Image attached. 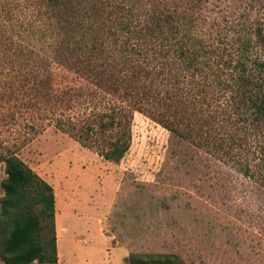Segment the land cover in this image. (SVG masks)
Instances as JSON below:
<instances>
[{
  "label": "rangeland",
  "instance_id": "374dc122",
  "mask_svg": "<svg viewBox=\"0 0 264 264\" xmlns=\"http://www.w3.org/2000/svg\"><path fill=\"white\" fill-rule=\"evenodd\" d=\"M52 9L46 0H0V155L14 153L51 185L62 224V264H77L76 240L89 242L87 234L101 230L129 254H170L183 264H264V185L221 152L199 146L214 136V115L205 112L201 93L209 69L195 65L174 73L176 79L163 69L148 80L145 72L153 66L159 72L160 65L147 59L137 64L141 80L129 75L127 84L136 107L131 145L119 163L103 160L45 120L49 109H57L56 98L70 101L95 92L78 89L77 77L85 81L92 71L110 72L120 90L126 83L122 73L131 67L123 63V50L152 40L136 38L145 27L152 28L155 41L160 37L175 49L184 45L199 53L197 44L210 45L213 54L205 61H236L245 41L264 54V0H60ZM67 21L80 29L67 32L61 28ZM77 39L81 46L74 48ZM97 43L103 50L92 56ZM74 55L78 68L69 62ZM111 55L119 60L108 65ZM88 57L90 63L81 65ZM144 79L152 86L139 83ZM176 81L192 84L184 105ZM57 85L66 90L58 93ZM168 93L173 99H166ZM173 116L186 119L188 128L178 127L190 132L188 141L163 125ZM233 134L237 141L225 147L231 144L232 155L251 161V139ZM4 169L0 161V198Z\"/></svg>",
  "mask_w": 264,
  "mask_h": 264
},
{
  "label": "trees",
  "instance_id": "16d2710c",
  "mask_svg": "<svg viewBox=\"0 0 264 264\" xmlns=\"http://www.w3.org/2000/svg\"><path fill=\"white\" fill-rule=\"evenodd\" d=\"M46 1L49 9L53 11L52 8H57L60 2V0ZM13 22L17 21L13 20ZM61 28L66 29L67 32H76L80 29L69 21L62 24ZM257 34L260 35V32L258 31ZM137 36V39L152 37V40L145 45H131L124 48L125 55L121 58L123 63L131 64V67L127 73H122L126 83L120 90V85L113 83L116 81L115 75H111L110 72L92 71L85 81L82 77H77L75 85H80L78 89L87 91L93 88L95 92L78 93L72 96L70 101L56 98L54 104L57 109L53 111L49 109L45 117L47 123L76 140L82 147L96 153L103 160L119 163L131 145V123L136 107L134 96L131 94L133 88L127 84L129 75L130 78L141 80V75L137 72V64H144V60L147 59L149 64L156 62L160 65L159 72L157 66L151 67L154 72H145L148 80H153V76H157L156 73H160L163 69L171 74L179 70L187 73L193 71L195 65H200L201 68L209 69L204 77L201 93L205 112L214 115L209 117L213 119L211 134L214 136L202 138L200 144L198 143L199 146L206 148L211 154L221 152V155L231 161L238 171L250 179H258L264 185V54L253 52V47L245 41L236 49L241 52L236 61L228 58L222 63L221 60L216 59V56L213 61H205L204 56L213 54L208 44H197L201 49L196 53L184 49V45L178 49L172 48L166 40L160 42V37L158 42L155 41L156 35L152 28L140 29ZM129 40L126 39L125 43L130 42ZM80 46L81 41L77 39L74 48ZM101 47L98 43L93 45L92 56L100 55L103 50ZM118 58L111 55L108 65L111 61L119 60ZM69 59L71 66L79 67V60L75 55ZM85 61L90 63V57L81 59L80 64H85ZM218 66L224 67L229 74H225L224 69L221 72ZM84 68L90 69L89 65ZM174 76L176 79L175 74ZM109 79L110 83H108ZM176 82L178 85L175 88H178L181 99L179 103L184 105L182 99H185L188 92L193 89L192 84L185 83L184 86V82ZM139 83L152 86V83L146 82L145 79ZM63 87L57 85L56 91L62 93L59 89L66 90L67 86ZM99 94L101 98H108L107 103L101 101ZM171 94L173 93H168L167 100L173 99L169 96ZM219 100L220 103L217 104ZM173 118L165 121L163 125L172 135L182 138L185 136L188 141L190 132L187 129H185L187 132L181 131L178 127L188 128L186 119L183 116H173ZM221 130L226 132L225 135H220ZM233 133H239L240 139L247 140L248 137L251 139L252 144L249 143V148L246 150V153L250 151L253 155L251 161L247 158L244 160L241 157L237 158L236 154L232 155L231 144L225 147L231 140L237 141ZM237 147L239 148L240 145ZM0 161L5 164L6 174L1 185L3 196L0 198V261L3 264H59L55 230V196L51 185L14 153L0 155ZM125 263L183 264L175 255L135 253L129 254Z\"/></svg>",
  "mask_w": 264,
  "mask_h": 264
},
{
  "label": "crops",
  "instance_id": "0c3cea01",
  "mask_svg": "<svg viewBox=\"0 0 264 264\" xmlns=\"http://www.w3.org/2000/svg\"><path fill=\"white\" fill-rule=\"evenodd\" d=\"M57 202H55V213L58 214ZM62 212V209H61ZM62 224H58L57 217H55V230H56V244L58 263L62 264L60 257V245L58 241V230ZM89 242L76 240L78 245L77 264H125V260L129 256V251L125 246L118 245L114 242V236L106 234L101 230L98 234H87ZM91 239V243H90ZM71 238L68 237L69 243ZM87 243L89 247L84 245ZM84 244L83 246H79Z\"/></svg>",
  "mask_w": 264,
  "mask_h": 264
}]
</instances>
